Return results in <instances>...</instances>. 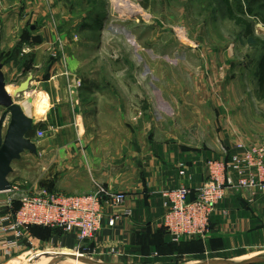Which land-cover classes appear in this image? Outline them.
Returning a JSON list of instances; mask_svg holds the SVG:
<instances>
[{"label": "rangeland", "instance_id": "obj_1", "mask_svg": "<svg viewBox=\"0 0 264 264\" xmlns=\"http://www.w3.org/2000/svg\"><path fill=\"white\" fill-rule=\"evenodd\" d=\"M240 1L252 11L241 12L237 0L231 5L252 23L251 35L245 25L230 18L223 0H72L73 18H64L63 26L71 37L72 32L79 33L70 53L79 61V74L91 84L90 92L84 91L90 106L84 114L83 137L169 139L193 153L199 151L202 159L226 158L234 144L246 138L253 143L264 140V99L259 97L258 83L264 57V0ZM16 100L26 106L29 102L24 95ZM112 108L123 110L115 114L109 112ZM3 110L0 107V116ZM55 161L54 155L25 151L13 163L23 170L17 178L22 184L14 208L25 193L46 186L57 189ZM130 172L135 177L137 171ZM14 178L11 174L10 180ZM8 195L1 193L0 203ZM160 229L150 227L151 234L145 236L148 252L126 264L196 260L215 264L217 258L231 255L187 254L183 251L187 238L176 245L164 239L167 248L155 245L151 239L161 234ZM173 248L175 255L168 256ZM45 249L53 251L50 257L60 256L54 246ZM36 254L23 256L22 264H37ZM62 254L60 264H89ZM16 258L5 264H14Z\"/></svg>", "mask_w": 264, "mask_h": 264}, {"label": "crops", "instance_id": "obj_2", "mask_svg": "<svg viewBox=\"0 0 264 264\" xmlns=\"http://www.w3.org/2000/svg\"><path fill=\"white\" fill-rule=\"evenodd\" d=\"M70 3L72 0L0 1L3 71L8 83L18 79L25 70L27 75L33 74L31 90L24 95L29 101L28 105H22L29 116H40L36 121L47 130L45 138L35 140L40 154L55 156L57 189L52 190L65 194H88L95 190L97 183H102L113 190L127 193L133 214L123 217L113 227L106 224L94 239L88 240L78 251V238L74 233L51 228L50 235L46 236L43 228L31 229L22 246L15 250L13 258H17L14 264H22V257L32 251L40 256L37 264H45L49 258L51 260L47 264H60L62 253H68L73 258L76 256L77 261L80 258L89 264H126L129 260L141 259L148 252L145 236L151 234L150 227L163 228L162 219L166 209L162 192L183 183L194 188L207 177L206 164L209 159H205V155L202 159L199 151L194 150L193 153L190 148L169 139L83 137L86 131L84 114L87 106H90L85 102L84 91L90 92L91 84L79 74V61L70 53L77 45L78 37L75 36H79V33L72 32L71 37L63 26L64 18H73V12L69 13ZM66 71L71 75L65 74ZM78 78L82 80V86L76 91L72 80ZM9 88L13 86L10 84ZM35 107L44 110L35 111ZM122 110L112 108L109 112L118 114ZM39 124L35 132L41 128ZM120 127L122 129V125ZM50 130L55 133L50 134ZM239 142L253 143L248 138ZM182 165L186 168L183 169ZM21 167L13 165L15 180L22 175ZM61 168L63 171L60 173ZM25 169L24 172L27 171ZM130 169L137 171L135 177ZM182 169L185 174H181ZM223 210L227 213L224 214ZM211 226L212 231L202 240L203 253H230V256L216 260L239 263L256 258L257 261L245 264H264V254H260L264 252L261 250L264 248V194L252 205L239 196L230 197L212 215ZM167 238L166 234L157 233L151 241L167 248L164 241L166 239L169 243ZM197 240L187 238L184 242L187 249L183 251L195 255L196 252L189 250V246ZM49 246L61 251L58 252L60 256L50 257V254H54L50 249L42 251ZM112 248L115 252L111 251ZM167 255L174 256V248ZM10 259L0 252V264ZM205 263L198 260L192 262Z\"/></svg>", "mask_w": 264, "mask_h": 264}, {"label": "built area", "instance_id": "obj_3", "mask_svg": "<svg viewBox=\"0 0 264 264\" xmlns=\"http://www.w3.org/2000/svg\"><path fill=\"white\" fill-rule=\"evenodd\" d=\"M65 74L70 75L68 71ZM72 81L77 91L82 80ZM46 136V129L38 128L35 132L36 139ZM182 167L186 168L185 165ZM206 167L207 177L197 187L183 183L162 192L166 209L162 226L173 242H180L183 238H206L211 231L212 215L232 196H239L251 205L261 198L264 194V140L251 144L238 142L228 157L211 158ZM183 169L181 174H185ZM21 184L18 180H11V188L3 192L9 195L0 203V209L4 208L0 210V252L9 258H13L15 250L22 246L32 226L76 234L78 251L106 224L113 227L123 217L133 214L128 205V194L102 183H97L95 190L88 194H65L41 187L23 194L20 207L14 208L13 201L21 192ZM111 251L115 252V249Z\"/></svg>", "mask_w": 264, "mask_h": 264}, {"label": "water", "instance_id": "obj_4", "mask_svg": "<svg viewBox=\"0 0 264 264\" xmlns=\"http://www.w3.org/2000/svg\"><path fill=\"white\" fill-rule=\"evenodd\" d=\"M3 68L4 62L0 51V107L4 108L0 116V193L11 188L10 175L14 171L13 163L21 159L23 152L30 151L33 154H38L35 128L39 124L26 113L23 105L16 100L31 90L33 74L23 73L18 79L13 80L10 83L13 86V91L10 92ZM24 77L26 78L18 83ZM257 260L253 258L239 263L230 260H216L212 263L245 264Z\"/></svg>", "mask_w": 264, "mask_h": 264}, {"label": "trees", "instance_id": "obj_5", "mask_svg": "<svg viewBox=\"0 0 264 264\" xmlns=\"http://www.w3.org/2000/svg\"><path fill=\"white\" fill-rule=\"evenodd\" d=\"M225 3H226V5L228 6V11H229V16H230V18L231 19H233L236 23H238V24H242V25H245L246 26V28H247V31H248V35H251V34H253V28H252V23L251 22H249L248 20H245V19H243V18H241V17H239L237 14H236V12H235V10L233 9V6L231 5L232 3H231V0H223ZM237 7H238V9L241 11V12H244V13H246V12H249V11H252V9H251V7L249 6V7H244V5L242 4V2L240 1V0H237ZM28 58V57H27ZM27 58H25V59H27ZM9 59H11V58H9ZM28 61V60H27ZM27 69V68H26ZM29 69V68H28ZM27 69V70H28ZM26 71V70H25ZM23 72V73H26V72ZM260 76H259V79H258V83H259V97L261 98V99H264V57H263V60H262V62H261V64H260ZM39 126H41V128H43V129H46V128H44V125L43 124H39ZM18 207H20V202H18V204H16V207L15 208H18ZM35 228H43V230H44V232H46V236H48V235H50V232H51V228L50 227H46V226H38V225H35V226H32L31 227V229H35ZM210 229H212V226H211V223H210ZM59 230H61V229H59ZM161 233H164V234H166L167 235V239H168V241H169V243L170 244H174V245H176L177 243H179V242H173L172 241V239H171V237H170V235L168 234V232L166 231V229L165 228H161ZM212 231V230H211ZM210 231V232H211ZM210 234V233H209ZM198 240H197V242L194 244V245H192V246H189V250H192V251H195V252H202L203 250H204V244H203V242H202V238H200V237H196ZM182 241V240H181ZM180 241V242H181ZM184 243V242H183ZM184 249H187L186 248V246H185V248ZM183 249V250H184Z\"/></svg>", "mask_w": 264, "mask_h": 264}, {"label": "bare ground", "instance_id": "obj_6", "mask_svg": "<svg viewBox=\"0 0 264 264\" xmlns=\"http://www.w3.org/2000/svg\"><path fill=\"white\" fill-rule=\"evenodd\" d=\"M9 86H10V84H9ZM9 86H8V90H9L10 92H12V91H13V88H9ZM21 103H22V102H21ZM33 118H35V120H38V119L40 118V116H38V115H34Z\"/></svg>", "mask_w": 264, "mask_h": 264}]
</instances>
